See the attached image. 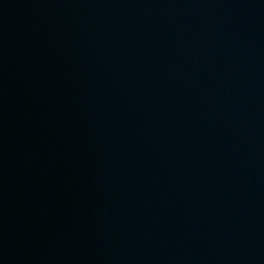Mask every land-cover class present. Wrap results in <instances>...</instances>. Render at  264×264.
<instances>
[{
	"label": "water",
	"instance_id": "1",
	"mask_svg": "<svg viewBox=\"0 0 264 264\" xmlns=\"http://www.w3.org/2000/svg\"><path fill=\"white\" fill-rule=\"evenodd\" d=\"M0 264H264V0H0Z\"/></svg>",
	"mask_w": 264,
	"mask_h": 264
}]
</instances>
